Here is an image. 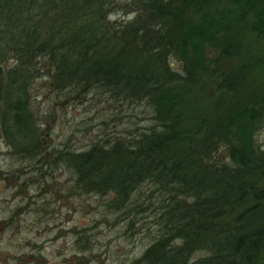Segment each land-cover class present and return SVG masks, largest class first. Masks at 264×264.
Listing matches in <instances>:
<instances>
[{
    "label": "trees",
    "instance_id": "trees-1",
    "mask_svg": "<svg viewBox=\"0 0 264 264\" xmlns=\"http://www.w3.org/2000/svg\"><path fill=\"white\" fill-rule=\"evenodd\" d=\"M133 2L122 23L110 21L114 0L0 3L4 139L37 158L36 171L47 157L49 169L66 168L108 211L148 210L141 189L151 187L158 234L131 264H264V107L239 88L260 59L236 63L249 34L264 39V0ZM9 54L18 67L5 70ZM40 78L57 102L88 105L90 121L115 124L114 109L143 107L150 124L54 148L34 113Z\"/></svg>",
    "mask_w": 264,
    "mask_h": 264
},
{
    "label": "rangeland",
    "instance_id": "rangeland-1",
    "mask_svg": "<svg viewBox=\"0 0 264 264\" xmlns=\"http://www.w3.org/2000/svg\"><path fill=\"white\" fill-rule=\"evenodd\" d=\"M114 1L120 7L113 11L110 21L132 20L136 7L126 6L125 11L122 6L134 0ZM245 45V55L236 63L240 65L256 56L260 60L239 88L245 94H253L264 107V71H260L264 70V39L256 41L249 34ZM170 63L181 72L174 58ZM2 67H18V57L9 54ZM34 87L37 123L48 133L45 142L54 148L82 150L101 133H125L129 126L143 128L150 124L143 107H124L114 109L119 115L115 124L103 126L99 120H88L92 112L84 102H57V96L48 93L44 79L34 83ZM197 97L194 87L191 100ZM105 108L109 109L108 105ZM255 143L264 151V123ZM37 161L15 154L0 126V264H131L140 258L159 230L158 210L149 209L157 205V194L150 192L151 187L144 184L141 189L142 199L153 203L148 210L112 212L103 207L104 199L99 195L74 189V177L66 168L49 169L48 165L53 164L47 157L41 170L36 171L31 166L35 167Z\"/></svg>",
    "mask_w": 264,
    "mask_h": 264
}]
</instances>
